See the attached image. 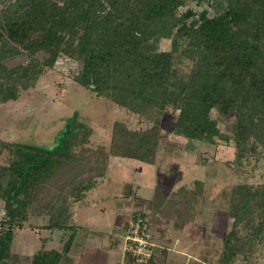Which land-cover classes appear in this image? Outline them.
<instances>
[{
	"label": "trees",
	"instance_id": "16d2710c",
	"mask_svg": "<svg viewBox=\"0 0 264 264\" xmlns=\"http://www.w3.org/2000/svg\"><path fill=\"white\" fill-rule=\"evenodd\" d=\"M0 20L1 102L34 87L65 54L81 63L76 81L99 97L144 117L173 107L174 131L188 141L223 138L212 116L222 107L236 110L239 147L250 138L264 146V0H0ZM18 56L28 62L8 68ZM183 60L189 73L177 67ZM91 131L75 112L52 147L0 140L8 159L0 166V264H75L74 206L106 176L110 159L157 162L156 124L133 130L115 122L109 147L95 149ZM126 187L130 196L133 185ZM232 194L223 264L264 235V184ZM252 221V232L241 235ZM27 229L60 232L61 247L48 248L44 238L33 255L14 252L16 231Z\"/></svg>",
	"mask_w": 264,
	"mask_h": 264
},
{
	"label": "rangeland",
	"instance_id": "374dc122",
	"mask_svg": "<svg viewBox=\"0 0 264 264\" xmlns=\"http://www.w3.org/2000/svg\"><path fill=\"white\" fill-rule=\"evenodd\" d=\"M191 4L200 10L196 3ZM207 8L212 15V7ZM0 27H4L2 20ZM27 62L28 58L18 56L5 64L13 68ZM177 67L189 73L192 64L183 60ZM80 68L79 61L61 54L53 67L45 69L34 87L21 88L16 100L0 101V140L52 147L66 120L75 112L91 126L89 145L94 149L109 147L115 122H122L133 130L158 125L157 162L149 164L112 157L108 166L110 177L105 176L104 182L98 181L88 191L91 196L79 207L75 204L74 209L78 211L75 220L79 225L103 228L109 217L102 210H115L111 218L114 220L121 207L112 206L121 203L118 193L122 185L131 182L136 193L142 196L137 201H145L137 209L148 214L152 233H158L153 235V240L155 252L161 258L152 264H223L224 234L231 231L234 223L232 193L240 186L264 184L263 144L250 138L244 148L239 147L234 135L236 110L222 107L213 110L212 116L217 119L223 138L214 143L188 141L174 131L178 113L173 107L168 106L164 111L152 108L145 117L133 113L80 85L75 79ZM3 165H8V159L0 154V166ZM1 214L0 202V218ZM256 223L248 227L242 224L241 235L251 233ZM47 236L53 237L48 248L61 247L60 232L27 229L16 231L12 250L33 255L42 248V240ZM118 237L119 245L123 243L120 247L124 246L123 235ZM157 243L162 247L158 248ZM232 264H264V235L245 245Z\"/></svg>",
	"mask_w": 264,
	"mask_h": 264
},
{
	"label": "crops",
	"instance_id": "0c3cea01",
	"mask_svg": "<svg viewBox=\"0 0 264 264\" xmlns=\"http://www.w3.org/2000/svg\"><path fill=\"white\" fill-rule=\"evenodd\" d=\"M108 166L110 167V165ZM109 167L107 169L105 178H107L108 176L110 177V175L108 174L110 170ZM105 180H101V181L104 182ZM108 183H111V181H108ZM127 184L133 185V190H132L133 192L130 196H129L130 188L126 187ZM118 195L120 199L119 202L121 203L118 202L119 203L118 205L116 203L115 206L112 207H115L114 209H116L117 206L118 207L120 206L121 208H119L117 217L114 220H112L111 218H113L112 214L114 215L115 210H112L110 208L108 209L106 208L105 210L104 209L102 210L104 215H106L107 218L109 217L106 225L104 223L103 228L98 226L97 227L94 226L90 228V227H86L83 224L79 225L77 224L78 221L75 220V216H74V223L79 228L71 252V257L74 259L75 264H132L130 259L125 254L124 235H125L126 223L130 218V216L132 215V213L137 208L141 207L142 204L145 203V201L144 199H142L140 202L137 201V199L139 197L142 198V196L136 193L134 189V184L131 182L122 185V189L119 191ZM89 196L91 195H89V193L87 192L85 199L79 203H76V208L79 207L81 203H84L86 199L89 198ZM76 210H75V215L78 212ZM150 231H151V225H150ZM153 233L152 236L158 235L156 231L154 234ZM119 234H122L124 238V246L121 247L120 245H123V243L119 245V237H118ZM44 238L47 239L48 244L53 239L52 236L51 237L47 236ZM157 245L158 248L162 247L158 243ZM165 246L167 247V245ZM157 258H161V257L158 254H155L154 260H156ZM154 260L152 261L153 263Z\"/></svg>",
	"mask_w": 264,
	"mask_h": 264
},
{
	"label": "built area",
	"instance_id": "2783aa9c",
	"mask_svg": "<svg viewBox=\"0 0 264 264\" xmlns=\"http://www.w3.org/2000/svg\"><path fill=\"white\" fill-rule=\"evenodd\" d=\"M125 254L132 264H150L155 259L156 244L150 231L148 214L135 210L126 223Z\"/></svg>",
	"mask_w": 264,
	"mask_h": 264
}]
</instances>
